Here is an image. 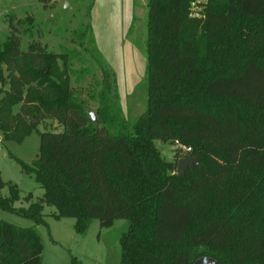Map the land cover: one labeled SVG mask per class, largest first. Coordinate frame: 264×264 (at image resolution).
Returning <instances> with one entry per match:
<instances>
[{
    "label": "trees",
    "instance_id": "1",
    "mask_svg": "<svg viewBox=\"0 0 264 264\" xmlns=\"http://www.w3.org/2000/svg\"><path fill=\"white\" fill-rule=\"evenodd\" d=\"M146 1L148 99L134 122L112 67L86 43L89 24L73 41L102 72L97 122L71 85L68 55L38 44L23 51L11 22L0 44L3 138L21 142L47 119L64 131H40L31 164L15 157L43 198L29 193L16 207L21 190L0 170V208L48 226L44 204L54 206L79 235L93 219H127L120 264H264V0H207L201 18L191 16L193 0ZM156 140L191 151L168 161ZM195 156L200 164L178 174V160ZM43 252L34 227L0 219V264H44Z\"/></svg>",
    "mask_w": 264,
    "mask_h": 264
},
{
    "label": "rangeland",
    "instance_id": "2",
    "mask_svg": "<svg viewBox=\"0 0 264 264\" xmlns=\"http://www.w3.org/2000/svg\"><path fill=\"white\" fill-rule=\"evenodd\" d=\"M147 13L146 0H0V44L14 32L13 21L22 26L17 34L23 51L38 44L50 52L67 54L71 85L91 113H96L102 72L90 50L73 41L75 31L89 24L86 43L92 41L88 47L93 49L96 45L112 67L120 105L126 118L134 122L146 110L148 99L145 82ZM1 87L5 92L9 85L0 83ZM20 108L21 104L16 105L14 112H19ZM36 123L38 128L21 142L4 140L0 128L1 175L5 182L15 183L21 190V200L16 202V207L30 204L25 200L29 193L33 194V201L41 200L44 189L35 174L23 170L15 157L31 164L39 154V132L64 131V126L55 119ZM156 144L168 161H175L182 154L175 141L156 140ZM1 194L9 196L8 185ZM56 212L54 206L44 204L48 226L36 225L31 219L1 208L0 219L21 227H34L39 232L44 243V264H73V259L80 264H120V237L128 229L127 219H116L110 227H102L99 219H93L87 233L79 235L74 229L75 219H56L53 217Z\"/></svg>",
    "mask_w": 264,
    "mask_h": 264
},
{
    "label": "water",
    "instance_id": "3",
    "mask_svg": "<svg viewBox=\"0 0 264 264\" xmlns=\"http://www.w3.org/2000/svg\"><path fill=\"white\" fill-rule=\"evenodd\" d=\"M16 27L19 30H22V26L16 25ZM91 117H92V120L94 122H97L96 113H91ZM198 164H200L198 156L189 157V158L182 157L178 160V163H177V173L178 174H184L187 169H189V168L194 169V167ZM195 264H219V262L212 257L203 256V257H200L199 259H197Z\"/></svg>",
    "mask_w": 264,
    "mask_h": 264
},
{
    "label": "built area",
    "instance_id": "4",
    "mask_svg": "<svg viewBox=\"0 0 264 264\" xmlns=\"http://www.w3.org/2000/svg\"><path fill=\"white\" fill-rule=\"evenodd\" d=\"M207 0H193L191 4V16L193 17H203L204 10L206 8ZM178 145V149L181 151V153L185 154L189 151H191V147H187L178 141L176 142Z\"/></svg>",
    "mask_w": 264,
    "mask_h": 264
}]
</instances>
